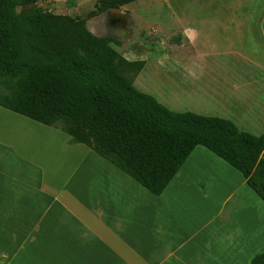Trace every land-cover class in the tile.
<instances>
[{
  "label": "crops",
  "instance_id": "0c3cea01",
  "mask_svg": "<svg viewBox=\"0 0 264 264\" xmlns=\"http://www.w3.org/2000/svg\"><path fill=\"white\" fill-rule=\"evenodd\" d=\"M174 5L164 28L173 54L158 58L175 68L140 59L134 86L172 112L263 135L264 0ZM70 138L0 105V264H250L264 248V201L207 147L156 195Z\"/></svg>",
  "mask_w": 264,
  "mask_h": 264
},
{
  "label": "trees",
  "instance_id": "16d2710c",
  "mask_svg": "<svg viewBox=\"0 0 264 264\" xmlns=\"http://www.w3.org/2000/svg\"><path fill=\"white\" fill-rule=\"evenodd\" d=\"M138 0H96L93 15ZM38 0H0V105L70 135L160 195L197 145L238 169L264 201V134L231 120L175 113L134 86L129 60L83 19ZM25 4L35 6L17 11ZM250 264H264V248Z\"/></svg>",
  "mask_w": 264,
  "mask_h": 264
},
{
  "label": "rangeland",
  "instance_id": "374dc122",
  "mask_svg": "<svg viewBox=\"0 0 264 264\" xmlns=\"http://www.w3.org/2000/svg\"><path fill=\"white\" fill-rule=\"evenodd\" d=\"M188 1L190 9L199 10L198 8L205 6L203 0ZM174 3L175 0H164V4L161 0H138L95 15L92 12L95 10L96 0H38L35 5L55 14L83 19L89 30L99 37L110 38L111 45H114V48L126 58L136 60L144 58L149 70L158 65L164 71L163 68L172 65L175 68L174 63H165L158 58L165 50L173 54L175 34L166 38L164 28L174 23L165 15L167 9L172 7L175 9ZM35 5L25 4L19 9L22 11ZM184 65L182 64L181 67ZM153 76L155 77V74ZM151 79H147L148 83L154 86Z\"/></svg>",
  "mask_w": 264,
  "mask_h": 264
},
{
  "label": "clouds",
  "instance_id": "9594fccd",
  "mask_svg": "<svg viewBox=\"0 0 264 264\" xmlns=\"http://www.w3.org/2000/svg\"><path fill=\"white\" fill-rule=\"evenodd\" d=\"M17 11L19 12L20 9L18 8ZM122 35H125V34H122ZM184 35L188 37L190 42L194 41L197 38V32L194 28H186L184 30ZM110 46L114 47V45H110Z\"/></svg>",
  "mask_w": 264,
  "mask_h": 264
},
{
  "label": "bare ground",
  "instance_id": "6f19581e",
  "mask_svg": "<svg viewBox=\"0 0 264 264\" xmlns=\"http://www.w3.org/2000/svg\"><path fill=\"white\" fill-rule=\"evenodd\" d=\"M18 122L20 121V122H23V121H21V119L20 120H17Z\"/></svg>",
  "mask_w": 264,
  "mask_h": 264
}]
</instances>
